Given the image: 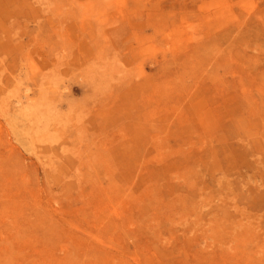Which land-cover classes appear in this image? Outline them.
Listing matches in <instances>:
<instances>
[{
  "label": "rangeland",
  "instance_id": "1",
  "mask_svg": "<svg viewBox=\"0 0 264 264\" xmlns=\"http://www.w3.org/2000/svg\"><path fill=\"white\" fill-rule=\"evenodd\" d=\"M0 264H264V0H0Z\"/></svg>",
  "mask_w": 264,
  "mask_h": 264
},
{
  "label": "bare ground",
  "instance_id": "2",
  "mask_svg": "<svg viewBox=\"0 0 264 264\" xmlns=\"http://www.w3.org/2000/svg\"><path fill=\"white\" fill-rule=\"evenodd\" d=\"M19 102H20V100H19ZM234 117H235L234 112H231L229 118L231 119L232 122H233L234 119H235ZM231 121H230V122H231ZM220 122H221V123H224L223 127H226L227 125L230 124V122H229V123L222 122V121H220ZM239 122H240V121H239ZM225 124H226V125H225ZM219 126L222 127L221 124L218 125V128H219ZM220 132L222 133V130H221ZM222 134H223V133H222ZM221 136H222V137L217 136V138H215V139H217L218 141H223V140H224L223 135H221Z\"/></svg>",
  "mask_w": 264,
  "mask_h": 264
}]
</instances>
